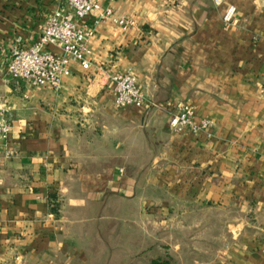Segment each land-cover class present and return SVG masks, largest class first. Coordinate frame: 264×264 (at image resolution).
Segmentation results:
<instances>
[{
  "label": "crops",
  "instance_id": "1",
  "mask_svg": "<svg viewBox=\"0 0 264 264\" xmlns=\"http://www.w3.org/2000/svg\"><path fill=\"white\" fill-rule=\"evenodd\" d=\"M98 2L134 25L100 20L56 92L6 68L63 1L0 0V264H145L162 247L264 264V0ZM123 72L144 104L114 105ZM177 102L210 137L169 127Z\"/></svg>",
  "mask_w": 264,
  "mask_h": 264
},
{
  "label": "built area",
  "instance_id": "2",
  "mask_svg": "<svg viewBox=\"0 0 264 264\" xmlns=\"http://www.w3.org/2000/svg\"><path fill=\"white\" fill-rule=\"evenodd\" d=\"M64 5L52 10L46 17L39 38L27 47L12 49L6 72L11 78L23 79L33 86H49L58 92L61 80L70 75V63L81 68L89 65V39L100 20L109 19L114 25L126 29L134 25L132 19L114 15L110 8L101 9L98 0H62ZM225 0H213L221 5ZM236 12L233 4L224 7L222 21L232 22ZM97 13V14H96ZM57 47L60 53L50 50ZM114 105L117 108L140 106L145 95L137 79L130 72L114 73L109 76ZM154 105V104H152ZM169 127L176 132H200L211 136V123L206 119L195 121L193 108L186 102L170 105ZM10 126L0 118V145L7 139ZM264 254V250H262Z\"/></svg>",
  "mask_w": 264,
  "mask_h": 264
},
{
  "label": "trees",
  "instance_id": "3",
  "mask_svg": "<svg viewBox=\"0 0 264 264\" xmlns=\"http://www.w3.org/2000/svg\"><path fill=\"white\" fill-rule=\"evenodd\" d=\"M161 253H156L145 264H179L175 253L168 251L166 247Z\"/></svg>",
  "mask_w": 264,
  "mask_h": 264
}]
</instances>
